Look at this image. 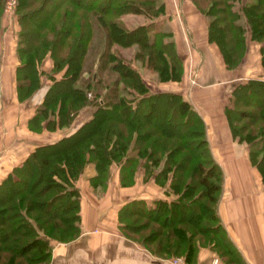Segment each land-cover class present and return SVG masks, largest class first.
Instances as JSON below:
<instances>
[{
	"label": "trees",
	"instance_id": "trees-1",
	"mask_svg": "<svg viewBox=\"0 0 264 264\" xmlns=\"http://www.w3.org/2000/svg\"><path fill=\"white\" fill-rule=\"evenodd\" d=\"M191 1L207 19V38L217 44L227 67L241 61L248 35L260 43L261 72L234 84L224 113L231 134L246 143L248 159L264 181V0H243L238 8V0ZM163 9L162 0H17L19 100L40 87L42 58L52 60V81L28 119L29 126L40 130L44 125H68L87 102L92 83L99 85L95 95L101 89L103 93L90 118L54 141L36 144L0 180V264H46L55 241H69L80 232L78 177L91 165L88 181L93 189L103 190L113 163L120 168L123 185L132 184L139 169L147 173L143 180L150 175L159 185L168 180L173 196L133 197L118 209L119 218L128 214V219L158 223L154 254L181 255L189 263L200 245H210L226 264L238 256L216 210L223 174L201 115L180 92H152L129 63L109 62L111 43H123V38L128 45H138L135 58L154 68L160 81L181 79L183 60L170 32L159 31L153 21L124 29L117 20L122 12H149L153 17ZM242 16L244 23L238 22ZM36 17L34 24L31 19ZM99 26L102 38L94 42ZM88 49L89 55L98 53L93 70ZM101 69L123 70L128 99L121 95L125 88L119 87V76L105 84L98 76ZM59 71L55 78L53 73ZM119 228L126 235V223L121 221ZM135 241L145 246V240Z\"/></svg>",
	"mask_w": 264,
	"mask_h": 264
},
{
	"label": "crops",
	"instance_id": "crops-1",
	"mask_svg": "<svg viewBox=\"0 0 264 264\" xmlns=\"http://www.w3.org/2000/svg\"><path fill=\"white\" fill-rule=\"evenodd\" d=\"M241 5L243 0H238ZM164 21L183 60L179 80L159 81L160 88L178 91L190 101L204 120L206 137L214 159L222 169V182L216 210L224 232L238 251L232 264H264V181L248 159L245 142L235 138L224 113L232 87L238 81L261 72L260 43L246 38L239 64L227 67L222 54L207 38V21L191 0H163ZM237 2V1H236ZM238 22L244 23V17ZM15 22L0 17V180L19 165L36 144L51 142L71 132L85 118L80 108L68 125H45L36 130L28 124L40 102L47 82L32 97L19 100L15 87L18 58ZM47 70L49 57L42 63ZM161 89V90H163ZM142 170L129 186L119 184L114 171L106 188L96 194L87 176L76 181L81 191L80 232L69 241H55L46 264H176L171 256H158L130 239L118 227V209L133 197L148 198L162 193L151 177L142 179ZM140 191L130 195L134 186ZM225 260L210 245H200L194 259L186 264H209Z\"/></svg>",
	"mask_w": 264,
	"mask_h": 264
},
{
	"label": "rangeland",
	"instance_id": "rangeland-1",
	"mask_svg": "<svg viewBox=\"0 0 264 264\" xmlns=\"http://www.w3.org/2000/svg\"><path fill=\"white\" fill-rule=\"evenodd\" d=\"M3 1V3H2V10H1V16H2V22L4 23H11V22H15L14 21V15H15V7H16V3H17V0H16V3H15V6H14V10H13V13H11L10 15L9 14H7L6 12H5V10H4V2H5V0H2ZM163 1V0H162ZM239 1H237L236 3H235V7H239L240 6V4L238 3ZM164 3V2H163ZM48 7V6H47ZM164 10V9H163ZM163 12V11H162ZM162 12H160V13H162ZM159 13V14H160ZM159 14H157V15H155V16H153L152 17V15H150L149 14V12H146V13H133V12H122V13H120L119 14V16L117 17V20H118V22H119V24H121V26L124 28V29H128V28H132V27H134V26H136V25H139V24H144V23H147V22H150V21H153V25L152 26H154V27H156L157 29H159V31L161 30V31H163V32H170V34H172L171 33V30L170 29H167L166 28V26L164 25L165 23H164V21L161 19V18H159ZM203 14V13H202ZM204 15V14H203ZM39 16H41V14L39 15ZM205 17V16H204ZM206 19V18H205ZM31 21H32V23H34V24H37V22H38V18L36 17V18H32L31 19ZM206 21H207V19H206ZM16 25H17V29H18V23L16 22ZM100 28H99V30H97L96 29V31H95V36H94V39H93V41L94 42H97L98 41V39H100V38H102L101 37V32L103 31L101 28H102V26H99ZM16 32V31H15ZM98 36V37H97ZM166 37H168V36H166ZM117 38V37H116ZM172 38H173V36H172ZM120 40V39H119ZM125 40L126 39H123L122 38V42L123 43H120V42H118V41H113L112 43H111V46H110V51L112 52V58H111V60H109V62H111V61H116V60H120V61H123V62H125L126 64H128L129 63V65H131L132 66V68H134V69H137L138 71H139V74H140V76L143 78V80L145 81V83L147 84V86L149 87V89H150V91H158V90H161V89H163V88H160V86H159V79H158V75H157V71L154 69V68H152V67H149V66H146L145 65V63H143V61H141V60H139V59H136L135 58V51H137V47H138V45L136 44V43H133V44H129L128 45V41H126L125 42ZM16 41H17V38H16ZM101 45V44H100ZM94 46H95V44H94ZM100 49V48H99ZM99 49H96V51L97 50H99ZM89 50L90 49H88V51H87V53H86V57H87V60L89 61H91V59H92V61H93V66H92V70L93 69H95V62H96V59H97V57H98V53L96 54V53H94L93 55L92 54H90L89 55ZM177 50H178V48H177ZM178 53H179V50H178ZM180 54V53H179ZM94 56V57H93ZM46 57H49V56H45L44 58H42V61L40 62V65H39V68H40V70L41 71H43V73H41L40 74V87H41V85L46 81L47 82V84H46V86L44 87V89H43V92L45 91V89L47 88V86H48V84H50V82L52 81V79L50 78V76L48 75V73L50 72L51 73V71H50V68H51V66L47 69V70H45V69H43L42 68V63H43V61H44V59L46 58ZM93 57V58H92ZM182 57V56H181ZM49 59H50V61H51V64H52V60H51V58L49 57ZM87 60H85V62H84V67L86 66V63H87ZM19 62V61H18ZM18 64V63H17ZM87 74V71H83L82 72V75H86ZM123 70H121V72H118V71H108L107 69H101V70H99L98 71V76H102L103 78H102V80H104V82H105V84H107V83H110L115 77H117V76H119V78H120V83H119V87H124L125 89H122V90H120L121 91V95L124 97V98H126V99H128V97H129V95H128V77H126V76H123ZM53 75L55 76V78H58L60 75H61V72L59 71V72H56V73H53ZM98 83H92L91 84V88H89V90L87 91V102L82 106L83 107V111H81V117H85L80 123H79V125L83 122V121H85V120H87L88 118H90L91 117V115L93 114V111L95 110V108L97 107V105L99 104V98H98V96H101L102 95V93H103V89H101L100 90V93L101 94H99V95H95L96 94V92H97V90H98ZM104 86V85H103ZM39 87V88H40ZM38 88V89H39ZM37 89V90H38ZM60 89H58V92H62V90L61 91H59ZM163 90H167V89H163ZM43 95V94H42ZM33 95H31L30 97H32ZM30 97H26V98H30ZM25 98V99H26ZM41 101V100H40ZM40 103V102H39ZM38 103V104H39ZM81 107V108H82ZM57 109H59V104H56V110H55V112L57 111ZM155 116H156V114H155ZM151 118H154V117H151ZM78 125V126H79ZM78 126H76V128L78 127ZM173 126H175V125H173ZM173 126L171 127V128H173ZM76 128H74L73 130H75ZM173 129H181V127L180 126H178V127H174ZM72 130V131H73ZM71 131V132H72ZM70 133V132H69ZM138 166V165H137ZM111 169H112V173H111V175H110V177L108 178V180H107V184H108V182L110 181V178L112 177V174H113V172L114 171H117V174H118V180H119V173H120V168H119V166L116 164V163H113V165L111 166ZM143 172V171H142ZM91 173H93V169H92V166L91 165H86V167L84 168V171H83V173L82 174H80V176L78 177V179H80L82 176L84 177H86L87 178V180H88V176L91 174ZM152 174V173H151ZM147 177V173H146V171L145 172H143V174H142V179H143V177ZM149 177H151L152 178V181L155 183V184H157L154 180H153V176L152 175H150ZM77 179V180H78ZM146 180V179H145ZM88 183H89V181H88ZM167 183H168V180H166L165 182H164V185H159V184H157V185H159V186H161L162 187V193L161 194H155V192H153V194L152 195H150V197H148V198H151V197H154V196H159V197H166V196H173L174 194L173 193H170V191H169V189H168V187H167ZM90 184V183H89ZM119 184L120 185H123L121 182H120V180H119ZM131 185V184H130ZM91 186V185H90ZM107 186V185H106ZM106 186H105V188H106ZM123 186H129L128 184H125V185H123ZM79 187V186H78ZM91 188H92V186H91ZM104 188V189H105ZM93 189V188H92ZM103 189V190H104ZM94 190V192L96 193V194H99V193H101L103 190H101V188H97V190H95V189H93ZM138 191H140V186L139 185H137V186H134L133 187V189H132V191H130V195L132 194V196L133 195H135ZM164 191H166V192H168V193H170L169 195H166V193L164 192ZM80 193H81V191H80ZM124 203V202H123ZM122 203V204H123ZM121 204V205H122ZM117 218H118V227H119V223L122 221L123 223H126V225H127V228H124V229H122L124 232H125V234L129 237L130 236V238L132 239V240H134L135 241V239H137V240H145V246H147L146 248L150 251V252H152L153 253V250H155V248H156V243H157V241L159 240V238H160V236H158L157 235V232L159 231V226H158V223L155 221H146V220H143L142 218H140V219H136V220H133L132 218H129L128 219V214H127V216H125L124 214L123 215H121L120 216V218L117 216ZM146 222V223H145ZM128 223L131 225V228H129L128 229ZM145 223V224H144ZM120 229V228H119ZM145 237H151V238H149V239H147V238H145ZM162 237V236H161ZM137 242V241H136ZM144 246V245H143ZM144 246V247H145ZM154 254V253H153ZM158 254H160V255H158V256H168V255H166V254H164V253H162V252H159ZM173 257H175V256H181V255H172ZM171 256V257H172ZM182 257V256H181ZM185 261V260H184Z\"/></svg>",
	"mask_w": 264,
	"mask_h": 264
},
{
	"label": "built area",
	"instance_id": "built-area-1",
	"mask_svg": "<svg viewBox=\"0 0 264 264\" xmlns=\"http://www.w3.org/2000/svg\"><path fill=\"white\" fill-rule=\"evenodd\" d=\"M15 3H16V0H5V2H4V10H5V12L7 14L10 15L11 13H13ZM262 77L264 78V74L262 75ZM172 260L176 264H186V262L184 261L183 257H181V256L172 257ZM198 264H201V263H198ZM209 264H218V263H217V261H212Z\"/></svg>",
	"mask_w": 264,
	"mask_h": 264
}]
</instances>
